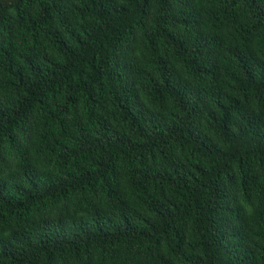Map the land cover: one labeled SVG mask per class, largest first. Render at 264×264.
I'll return each mask as SVG.
<instances>
[{"label":"trees","instance_id":"obj_1","mask_svg":"<svg viewBox=\"0 0 264 264\" xmlns=\"http://www.w3.org/2000/svg\"><path fill=\"white\" fill-rule=\"evenodd\" d=\"M0 264H264V0H0Z\"/></svg>","mask_w":264,"mask_h":264}]
</instances>
